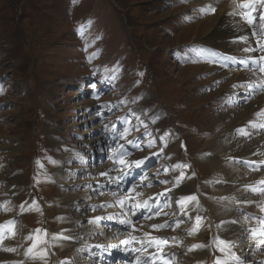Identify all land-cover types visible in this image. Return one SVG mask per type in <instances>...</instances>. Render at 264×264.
Segmentation results:
<instances>
[{
    "label": "rangeland",
    "instance_id": "1",
    "mask_svg": "<svg viewBox=\"0 0 264 264\" xmlns=\"http://www.w3.org/2000/svg\"><path fill=\"white\" fill-rule=\"evenodd\" d=\"M187 14L192 20L185 22ZM213 15L215 13L203 15L186 0H0V206H4L0 207V219L15 220V232L23 252H19L20 257L14 260H29L23 254L32 241L28 242L25 237L33 228L54 230L50 225L51 216L56 215L58 233L62 231L61 219L68 215L56 213L57 204V208L52 207L54 201H58L57 195L66 190L72 195L80 190L87 195L92 191L87 187V181L91 180L87 178L91 175L87 168L94 164L91 158L97 157L96 147L100 143L97 140L103 136L82 148L86 135H83V129L91 115L96 118V124L101 126L104 120L109 127L113 118L135 113L143 123L131 115L132 124L139 128V132L133 129L131 136H141L148 142L153 138L147 133H168L167 136L172 135L178 142L181 162L184 161L180 155L186 154V162H193L195 170L191 181L196 183L198 178L207 179L216 174V181L221 178V173L213 171L199 156H206V150H198L208 133L221 129V125L214 123L213 114L224 112L225 105L220 98H227L228 92L233 91L232 85L225 88L223 81L218 83L215 78L208 77L210 71L216 72L212 70V63L201 64L209 66L207 73L202 72L205 66H198L204 60L201 46L196 44L203 32L197 22L202 20L205 24L207 16ZM190 46L196 48L195 53ZM178 56L186 58L176 60ZM93 84L96 88L90 89ZM234 89L238 92V88ZM97 92L99 99L93 95ZM125 94H134V97L126 98ZM95 103L101 107L99 115ZM149 104H152L150 112ZM109 112L113 115L107 117ZM143 125H147V130ZM155 139L158 145L159 138ZM39 143L51 147L47 149L48 155L45 150H39ZM217 143L226 142L217 139ZM9 147H17L18 153L14 154ZM154 148H146L140 157L150 155ZM91 150L96 154L92 155ZM57 155L53 172L58 187L52 169L46 166ZM229 156L224 155L222 170L228 168L229 160V163H243L232 156L227 158ZM81 158L85 164L80 163ZM156 158L157 165L151 164L146 172L157 166L166 168L164 155ZM68 163L77 166L72 171L75 175L61 180L58 173L64 174ZM173 166H170L169 182L163 184L164 190L174 183ZM241 167L252 171L248 165ZM15 169H18L17 174ZM8 176H16L17 182L8 184ZM244 177L246 175L238 181H244ZM40 179L44 181L41 187L33 183ZM21 182L23 188L19 189L16 184ZM12 185L19 193L16 198L8 190ZM30 190L38 195H33ZM197 195L198 207L205 216L207 195ZM168 197L173 206L170 205L169 213L174 216L177 212L178 221L186 222V215L176 204L179 197L173 192L168 193ZM20 200L26 207L35 200L40 209L22 214L23 229L19 228L15 214L21 210ZM83 201L86 213L92 214L87 205L92 207L96 199L88 197ZM8 202L10 204H6ZM191 217L195 221L193 213ZM205 232L209 237L212 235L208 225ZM163 233L169 238L177 236L168 251L175 245L189 249L182 246L177 233ZM94 234L96 236V232ZM89 238L92 240L93 237ZM208 243L211 245V241ZM51 251L56 256L55 264L68 257L61 245L52 246ZM143 255L147 256V253ZM207 256L213 264L211 251L204 256V264ZM177 257L179 255L175 254L172 261ZM50 259L54 260L52 254L47 258V264ZM72 259L78 260L76 254ZM30 264H44V261L35 259Z\"/></svg>",
    "mask_w": 264,
    "mask_h": 264
},
{
    "label": "bare ground",
    "instance_id": "2",
    "mask_svg": "<svg viewBox=\"0 0 264 264\" xmlns=\"http://www.w3.org/2000/svg\"><path fill=\"white\" fill-rule=\"evenodd\" d=\"M186 1L188 5L191 6L192 8L195 7L197 9H201L207 5H211L216 8L215 15L207 16L206 19L208 22H206L205 24L203 23L202 20L197 22L198 28L201 29V31L203 32L201 33L202 36L201 39H199L196 44L204 45L213 48L215 50H223L228 52V54H233V51H238L240 53L243 52L242 48L244 47V45L240 43H234V42L232 43L230 38H236L237 36L244 35V32L246 33L250 32V29L246 24H244L243 21L240 20L238 16L232 17L228 15V13L231 12L234 7L232 0H186ZM199 49L202 52L203 58H205L206 53H208V49L203 47H199ZM198 66L201 67L205 66L204 71H202L203 73L209 72V68H208L209 66L201 65V64ZM213 69L216 70V72L210 71L209 73H207L208 77L215 78L218 83L223 81V86L225 88L232 85L234 82H237L238 84H242L244 81L248 79L250 75L248 71H243V70H241L240 72L233 70H226L225 72H220L219 68L214 65L212 70ZM244 92H245L244 89L238 88L239 94L230 105L228 103V106H225L224 112L216 111V113L213 114L214 123H216L217 125H221V129H217V131L213 133H208L206 138L202 142H200L201 148L198 149L199 151L206 150L207 155L202 156V159L207 162V164L209 165V167H211L213 171H219L222 175V179L221 181H219V183L221 184L216 186L212 191L215 197L214 198L210 196L205 197V204L208 207L207 212L212 214V217L215 218L216 221H220V223L221 221L236 222L238 219L239 220L242 219L243 213L245 214L247 212H251L255 214L260 212L259 211L260 209L256 207L254 204L250 205L249 207L241 201L243 197L242 190L236 189L235 186L241 185L238 187H244L245 185L254 184L257 180L264 179V169H261L260 171H254V170L249 171L248 169H246V167H241V165H247V164L240 163L241 165H239V163L231 162L229 163L230 165H228V168L222 170L223 168L222 161L225 160L224 155H230L227 158H231L232 156L233 157L232 159H237L239 162L241 160L257 161L260 159H264V129L262 132L259 130V128H249V131L251 132L252 135L251 140L243 139V137L239 135L236 131L239 128L247 126L248 124H246V122L256 118L255 111L257 110V106L258 107L261 105L264 106V93L259 96H256L257 101H255L256 99H253V100H249L248 104H243ZM222 102L224 103L223 100ZM89 117H90L89 119L90 122L83 129V135H85V133L86 135H85V140L83 141L82 148H85L89 142L92 143V141H96V138H98L102 134L104 135L105 141L109 140L106 131L102 129V125L99 126L98 124L95 123L96 118H94L92 115ZM136 121L139 122L142 120L140 118L139 120ZM217 139H225L226 143L224 144L217 143ZM165 140L167 141V147L165 148V150L168 152L169 157H173L175 154H177L179 147L177 144L178 142L174 139L172 135L167 136ZM6 148H8V146ZM110 148H112V146ZM10 149L14 151V154H17L19 151L17 147ZM229 149H231L230 153H228ZM158 152L160 151H155V153ZM254 153H259V154L256 155ZM161 154L159 156H161ZM109 163L110 162L108 160H103L102 164L104 166L101 168L100 167L98 168L95 163L90 167H88L87 169L91 170V172L89 173L91 175H88L87 178L95 177L96 175H98L99 171H101ZM170 163H172V161H170ZM176 164L183 165L181 161L176 162ZM65 168H66V172L64 174L58 173L61 180H65V178H67L68 176H74L75 173L73 174L72 171L75 170L77 166L68 163ZM181 171H183L186 174V178L183 180V182L180 184L179 187L175 188V190L172 191L178 197L185 196L190 191L194 190L191 181L193 175L191 173L188 175L184 171V168L177 169L176 171H174V175H175L174 183L168 186L167 189L173 188V185L175 184V180L177 176L180 175ZM244 175L248 177L247 181H241L236 185H232L233 181H238V179L243 177ZM7 178H8L7 180L8 184H14L17 182L16 176H8ZM8 190H10L12 197L16 198L17 195L19 194L17 193V190L15 188H10ZM197 194L195 191H193L191 195H195L198 197ZM231 194H233L234 196L229 197ZM224 196L228 197L229 200L236 201L232 204L238 206L242 211H234L233 206L230 202L224 203L225 200L221 199ZM56 197L58 198V201L55 202L59 206V209L56 210V213L65 212L66 213L65 215L72 216L71 218H68V216L66 217L63 216V218L61 219L63 220L62 222L63 228L66 227V229L68 230L65 234L71 235L72 237L75 238L74 240H62L63 251L66 252L69 256H72L74 253H77L78 260L73 262V264H106L105 262L94 260L93 255H91L86 250L88 246L96 244V242L100 240H103L100 242V244H104L106 240L103 231L98 226H96V224L89 223L88 218L90 219V217L92 218L94 216H107V215H100L99 212H94L93 214L86 213L85 208H83L84 207L83 200H86V198L89 197L96 199L97 202V200H100L101 198L95 197V195L91 194L90 192H88L87 195L81 190L74 195L70 194L69 190H66L65 193L57 195ZM256 202H264V195H258ZM6 204H10V203H6ZM96 205H97L96 203H93V206ZM197 206L198 205L193 204L188 209L190 215L192 213L194 214V219L196 216L195 213L197 210ZM70 208L71 210L69 211ZM186 217L188 218L189 216L186 215ZM210 220H212V218L209 216V221ZM151 221L152 219H150L149 221L146 220L147 224L148 222ZM103 222H105V220H103ZM192 222L195 223V221L193 220ZM4 223H5L4 220L0 219V224H4ZM254 223L255 222L252 221H247L246 223L243 224L237 222L234 224L225 223L222 227H219L220 233L222 235L229 238L230 240L236 241L238 247L235 249V251L237 255L241 258L243 264H262V262H264V247L257 248L255 246V248H253L255 242L250 239H247L246 238L247 233L244 231L246 228L252 226ZM211 226L212 229H214L213 220L211 222ZM92 231H94V233L96 232V236H94L95 234L92 233ZM204 232H205V224L203 223L199 233L197 235L190 236V238L192 240L201 238L200 235L201 233ZM108 233L109 234L112 233V235L110 236L112 241H115V237L119 240L124 238V236L117 231H111V232L108 231ZM141 233H143V230L137 231L136 233H134V235L141 237L140 236ZM181 233L182 232H180V235ZM157 236L165 237V234L162 233ZM89 237H93L92 240H89L91 239ZM110 237L108 236V239ZM69 241H71L70 244L65 243ZM4 245L8 247H16L17 252L8 253V252L0 251V262H5V264H9V262L11 261H17L14 260V258H19L20 257L18 255L19 252L21 253L23 252V249L19 248L20 246L19 242H15L13 241V239H10V240H5ZM136 247H139V245H136ZM149 251H151V249ZM209 251L210 249L208 247L204 249H198L196 251H191L190 254L192 255L190 256L180 254L179 255V257L181 258L180 264H204L203 258L204 256L207 255ZM143 254H144L143 252H140L137 253V256L144 257Z\"/></svg>",
    "mask_w": 264,
    "mask_h": 264
},
{
    "label": "snow or ice",
    "instance_id": "3",
    "mask_svg": "<svg viewBox=\"0 0 264 264\" xmlns=\"http://www.w3.org/2000/svg\"><path fill=\"white\" fill-rule=\"evenodd\" d=\"M232 2L234 7L233 10L228 13V15L232 17L238 16L240 20L243 21L244 24H246L250 29V32L237 36L233 42L243 44L244 47L242 48V51L244 53H258V55H249L239 59H237V57H225V60L238 62L239 64L243 65L246 70L253 72V75H255L256 72L264 74V0H232ZM199 11L202 14L215 13L216 8L211 5H207L199 9ZM253 44L255 46H253ZM208 62L219 63V61L213 60H209ZM140 75H143V73H140ZM92 88L95 89L96 85L93 84ZM233 88L246 89L244 92V99L247 101L254 92L264 91V80L259 82L249 80L242 84L233 85ZM93 95L94 98L99 99L98 92L94 93ZM121 103H123V101H121ZM131 115L137 120L140 119L135 113H132ZM255 117L256 119L248 121L247 126L237 129V133L241 136L249 137L251 136L249 128L264 129V109L256 112ZM121 122L127 126L122 130H116V125H112L113 135L111 138L117 142L123 140L125 143H117L116 147L110 149L111 154L106 156V158L112 162L113 167H110L106 171L98 174L100 177H103L106 180V183L97 181L95 187H93L91 184L87 185L89 189L101 196L105 194V189H108V194L114 197V199L110 202H102L99 205L93 206L91 209L93 212H95L97 208L108 209L113 207H119L121 211L120 213L109 214L107 216H94L88 222L91 224H98L105 219L110 221L116 220L121 225H125L126 227L130 228V231H128L124 238L120 240L119 245L112 244L110 246H105L104 244H94L88 246L86 250L91 255L95 256L96 253H92L91 249H96L100 255V258L103 257L104 253L111 255L112 250L135 253L143 252L147 253V256H135L132 264H172V260L175 258V253H167L165 252V249L172 246V242L176 241V238L152 235V232H159L166 227H171V225H169L167 221L161 224H152L149 226L151 232H143V236L138 237L137 235H134V233L140 231L143 228V225H141L138 229L132 217L139 215L143 219L148 220L160 217L161 215L167 216L168 213L164 211L165 208L170 206L167 195L168 193L174 191L175 188L180 186V184L186 178V174L181 171L180 176L175 180L173 188L166 189L165 192L156 194V196L166 197L163 205L158 202L156 197L151 196L148 197V199L137 201L135 197L143 195V193L138 191V189L144 186L145 181H147L148 187L152 186V182L146 173L141 174L139 183L134 180H129L128 177L130 176L131 170L133 168H141L149 159V157L138 160H130L129 157L132 156V151H130V148L138 151H143L145 148H152L156 144V139L153 138L149 140L147 144L143 145L140 140L128 139L133 129L139 132V128L135 127L130 119H124ZM142 123L143 122L141 121V124ZM143 127L145 130H147V125H143ZM147 134L151 135L150 133ZM167 135L168 133H165V136L160 137V140L163 142V146L161 147L160 152L153 153V156H159L163 152L164 148L167 147V141L165 140ZM254 154L258 155L259 153ZM80 163L85 164L86 161L81 158ZM243 163L247 164L254 171H260L261 165H264V161H243ZM41 167H43V165H41ZM187 167L189 166L176 164L173 166L172 170L176 171L177 169ZM112 173H117V175H112ZM165 174H167V169H165ZM168 182V180L159 181L161 184H167ZM36 183H40V181L37 180ZM125 184H127L126 188L124 187ZM244 187L246 191H249L255 195H264V179H260L254 184L245 185ZM221 199L226 200L229 198L222 197ZM150 200L152 201L151 204L149 203ZM244 203L249 205L255 204V206L260 209V212L264 213V202L245 200ZM176 204L178 205L179 209L183 211L185 215H188L189 219H191L192 217L188 209L193 204L198 205L199 199L195 195L181 196L179 199H177ZM20 208L21 214L27 210H40L39 205L35 200H33L32 203L28 205L27 209L23 204L20 206ZM243 218L245 221L255 222L252 226L244 230L247 233L246 238L254 241L257 248L264 247V215H255L251 212H247L244 214ZM202 221L203 217L199 215L195 216V223L192 229L188 232L189 236H194L199 233L202 226ZM181 223H183L182 220L176 221L175 227H179ZM225 223L234 224L236 222L221 221L220 225L217 227H222ZM173 230H175V228ZM67 231L68 230L65 229L60 233L51 235L50 237L47 229H35L33 233H30L25 237V240H30L32 243L27 247L26 251L24 252V256L32 260L40 259L44 261V264H47V258L50 255L49 248L51 247L49 240L58 241L75 239L71 235H66L65 233ZM41 232H43V237L41 236ZM15 235V220H9L4 224H0V251L8 253L17 252L16 247H8L4 245L5 240L14 239ZM136 245H139V247H136ZM208 247H211L214 252L213 264H243L241 258L235 251V249L238 247L236 241L225 240L219 236L214 237L211 245L193 244L188 249V251L191 252ZM150 249L151 251H149ZM215 253H220V255H215ZM0 264H5V262H0ZM9 264H24V261H11ZM60 264H71V261L64 260L61 261ZM262 264H264V262H262Z\"/></svg>",
    "mask_w": 264,
    "mask_h": 264
}]
</instances>
